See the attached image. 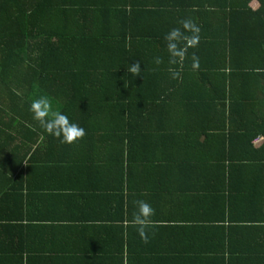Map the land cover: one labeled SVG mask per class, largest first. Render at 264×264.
<instances>
[{
    "label": "trees",
    "instance_id": "1",
    "mask_svg": "<svg viewBox=\"0 0 264 264\" xmlns=\"http://www.w3.org/2000/svg\"><path fill=\"white\" fill-rule=\"evenodd\" d=\"M184 19L200 29L194 47L184 39L191 36ZM174 28L186 52L171 64L164 37ZM138 61L143 73L133 77L125 67ZM40 96L83 127V138L67 145L46 133L29 111ZM258 133L264 136V0H0V264H71L69 255H51L69 251L56 244L71 237L56 234L61 227L51 216L40 227L25 213L26 173L60 158L66 179L90 184L111 173L113 185H105L120 193L147 179L154 187L146 196H174L186 238H169L151 264L188 263L186 256L201 252L202 264L203 245L188 240L192 234L199 242L191 196L223 201L245 180L253 198L239 220L250 223L229 226L226 236L257 241L264 232V143L259 151L252 143ZM98 135L118 136L117 148L127 145L129 154L111 159ZM55 164L42 184H50ZM115 231L122 240L130 229ZM202 234L207 242L216 236Z\"/></svg>",
    "mask_w": 264,
    "mask_h": 264
},
{
    "label": "crops",
    "instance_id": "2",
    "mask_svg": "<svg viewBox=\"0 0 264 264\" xmlns=\"http://www.w3.org/2000/svg\"><path fill=\"white\" fill-rule=\"evenodd\" d=\"M257 5L256 2L252 3L254 9ZM256 96L259 98V95ZM251 98L254 99L255 96ZM223 133H229L227 126ZM97 137L100 139L101 148L108 153L111 159L112 152L125 157L130 152L127 145L117 148L120 142L118 136L98 135ZM256 137L258 138L252 142L253 149L259 151L264 143V136L258 133ZM71 153L75 154L76 151ZM39 160L44 162V157L40 156ZM63 162L61 158L54 160L53 164H56L52 169L51 182L47 185L42 184L40 176L53 164L35 166L29 174L26 173L28 178L25 197L29 201L25 209L26 215L28 213L30 219L33 218L35 224L40 227L48 225L46 218L51 216L61 227L56 234L62 236L67 233L71 237L70 241L62 245L56 244L57 249L69 246V251L55 250L51 255H69L71 264L74 263L75 258L79 262H89V264H151L169 238L175 240L180 238L178 239L180 241H182L181 237L186 238L182 235L185 231L181 227L184 225L179 219L182 214L178 206L172 205V198L174 201L175 198L169 192L162 197L159 192H153V197L146 196L148 188L154 186L151 185L152 182L145 179L129 182L130 190L120 193L105 185V183L113 185L110 180L111 173L104 174L90 184L82 183L77 178L66 179V172L59 170ZM240 170L246 173L241 171V176L244 177L249 172V169ZM245 181L236 184L231 194L228 193L226 197L221 195L223 201L216 202L217 197L213 195L207 197L202 192L191 196L192 201L196 203L189 210H196L197 214L190 226L194 233L197 232L199 235V242L198 237L192 234L188 235V240H191L197 247L200 243L203 245L206 253L202 257V264L205 261H211L214 264L225 261L227 264H260V256L264 255V232H260V239L257 241H252V238L246 234L240 241H233L226 236L229 226L240 227L244 223H250V221L239 220L240 211L250 205L253 198V195L249 194L252 190L243 188ZM141 200L151 205L154 210L150 218L151 224L146 230V241L137 234L136 226L129 222L137 211V202ZM110 209H113L112 213ZM209 213L211 214L208 216ZM61 217L66 218L62 222L64 227L61 225ZM255 224L256 222H252L251 228ZM119 226L123 227L126 232L130 229L129 236H125L122 240L116 238L115 229ZM209 229H213V235L216 236L207 242L202 233ZM83 233L87 238L81 237ZM75 236L76 239H74ZM181 249L185 252L188 247L181 245ZM201 254L202 252L199 255L186 256L188 263L183 261L182 264H192L191 257H198L197 264H200Z\"/></svg>",
    "mask_w": 264,
    "mask_h": 264
},
{
    "label": "clouds",
    "instance_id": "3",
    "mask_svg": "<svg viewBox=\"0 0 264 264\" xmlns=\"http://www.w3.org/2000/svg\"><path fill=\"white\" fill-rule=\"evenodd\" d=\"M181 27L185 32H190V37H184L188 47H194L199 41V27L191 20L184 19L181 22ZM182 37L180 29L174 28L169 31L164 39L167 42L166 47L170 56V63L176 64L183 61L186 48L178 47L176 41ZM160 58H154L155 64H160ZM191 67L196 70L199 67V60L195 56L192 57ZM126 71L133 77L142 75L141 63L135 62L131 65L126 64ZM168 71L171 73L173 79H176L179 73L172 68ZM29 111L32 118L39 123L46 133L58 138L62 144L72 145L79 141L85 135L83 127L79 126L69 117L60 111H53L50 101L46 96H40L32 100L29 105ZM153 208L143 200L137 202V211L133 215L131 223L136 226L137 234L142 240H147V228L151 224V216L153 215Z\"/></svg>",
    "mask_w": 264,
    "mask_h": 264
}]
</instances>
